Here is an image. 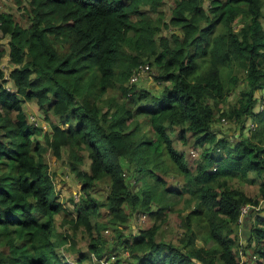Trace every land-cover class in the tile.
Here are the masks:
<instances>
[{
	"label": "trees",
	"instance_id": "16d2710c",
	"mask_svg": "<svg viewBox=\"0 0 264 264\" xmlns=\"http://www.w3.org/2000/svg\"><path fill=\"white\" fill-rule=\"evenodd\" d=\"M163 2L27 0L28 25L0 11V60L8 56L15 88L6 89L0 69V264H68L53 239L59 213L61 244L89 264L111 256L124 264L116 246L125 264H264V0H172L167 19ZM197 58L208 62L202 72ZM234 66L244 86L226 109ZM148 71L159 90L139 85ZM26 101L49 129L28 118ZM217 121L233 122L235 132L220 134ZM175 129L183 144L192 141L193 169L173 144ZM48 150L81 184L67 218ZM171 173L181 187L167 184ZM103 180L106 193L97 194L93 185ZM181 192L194 204L167 240L159 230L168 196ZM101 208L105 219L96 223ZM138 213L154 221L132 232ZM107 228L113 247L101 233Z\"/></svg>",
	"mask_w": 264,
	"mask_h": 264
},
{
	"label": "rangeland",
	"instance_id": "374dc122",
	"mask_svg": "<svg viewBox=\"0 0 264 264\" xmlns=\"http://www.w3.org/2000/svg\"><path fill=\"white\" fill-rule=\"evenodd\" d=\"M163 1L164 2H163V6L161 7V9H162L161 11H162V13H164V19H167L170 17V14H171L170 9H171V5H172V0H163ZM206 3H208V0H205V4H204L205 6H206ZM28 10L29 9L27 7V0H19V2L17 0H0V11L10 13L12 15V17L15 19V21H17L18 23H20L22 25H28L29 24L28 13H27ZM151 15H155V14L151 13ZM237 22L238 23H236L234 25L235 29H238L241 25L239 23V18L237 19ZM166 32H167V30H163L162 33H159V34L164 35ZM2 42H3V39H2ZM2 46H3V44L1 45V47ZM6 57L7 56L5 54L2 55L1 60H0V69H2L1 71L4 75V78L7 79L6 87H10V89L12 91H14L15 88L13 86L12 81L9 79V76H8V71L10 69L11 63L9 62V60H7V61L5 60ZM197 59H198V63H199L198 72H202L206 69L208 62L204 58H197ZM223 69L224 70L221 71V75L224 77L228 74L230 68L226 69V67H225ZM232 71H233L232 74H234L237 77V83L234 86V88L231 90V92H229V94L227 96L226 103L224 104V107L226 109H228L231 105L236 103V101L239 97L238 91L244 86L243 72H242L243 70L237 66H234L232 68ZM150 73H151V71H148L147 76L143 75L142 79L139 82L140 84L139 83L138 84L140 86L144 85L146 87H149L153 91L159 90L162 87L163 83H159L155 80L153 75L156 73V69L153 70L152 76L150 75ZM226 86H228V84H226ZM118 94L119 93L117 92V95ZM23 107L27 113V116L28 115L34 116V120L32 121L34 124L39 122V123L44 124L46 126V128L49 129L48 122L46 119H44V115L39 110V108L37 107V104L35 101H26L24 103ZM50 118H51L50 121H54V122L57 121L52 116H50ZM213 125L219 129L220 134L224 133V134L232 135L236 130V124H234L233 122H228L225 124V123H221V121H219V122L217 121ZM246 133H247V131L244 130V134H246ZM171 135H172V138L174 141L173 144L176 145V148L179 151L182 150L183 152H185L184 157H185L186 161L188 162L189 167L191 169H193V166L195 163V157L197 155L195 153V150L190 149L191 148L190 145L192 143L191 139L188 138L187 142L185 144H183L181 142V140L179 139V133H178V130H176V129L174 130V133ZM192 153L195 154V156H191ZM50 156L51 155L48 152H46L44 154L45 160L47 161V163H49L50 173L53 172V178H54V176H56L54 181H55L56 187L58 188L60 186L59 182L62 181L63 174L67 173V171L64 167L66 165L64 162H61L60 160L57 159L59 167L63 170V172L58 173L57 167L53 164V162L49 161ZM53 156H54V154H53ZM70 175H72V174H70ZM165 177L167 180V184L169 186H172V187H181V185H183V183H184V180L180 175H176V174L171 173L170 175H166ZM59 178H60V180H59ZM243 183H244V188H246V189L251 188V186L248 187V184L246 182H243ZM134 187L136 188V186H134ZM93 188H94V190L97 189V194L106 193V185H105L104 180L96 183V185ZM79 189H80V187H79ZM79 189L68 187L69 193H70V195H72L73 199L76 198V195H77L76 192ZM61 196L64 197L63 202H65L66 201L65 200L66 195L63 193H59L58 197H61ZM94 196H95V194H94ZM185 196H189V194H187L186 192H183V193L181 192L179 197H176V195L175 196H168L170 205L168 206L169 208L166 211L165 219L161 223L160 230H159L160 236L167 239V240H175V237L178 233V225L180 223V219H181L182 215L187 211L186 209L188 207H192L194 204V198H191L190 196H189L190 197L189 202L186 203L184 200V198H186ZM175 197L177 198V200L174 201ZM104 213L105 212H104L103 208H101L99 210V213L97 215H95L92 218V220L95 221L96 223L101 222L102 220L105 219L103 217ZM60 219H61V214L54 215V220H55L57 226L55 228V225L53 223V225H54L53 239L56 241L57 245H59V246H60L61 242H60V239L58 237L57 230L59 232L60 231L63 232V230H64V227L59 223ZM153 221H154L153 217L148 216L147 214L138 213V214H134L131 216V219L129 221V225H130V228L133 232L135 229L137 230V227H147V226L151 225L153 223ZM155 221L158 222L159 220L155 219ZM247 221H249V220H247ZM107 229H108L107 232H106V230L103 229L105 232L103 230H101V233H102V236L107 239L108 243L113 242V244L111 245V247H113V246H115V244H114V240L110 238V235H111L110 229L111 228H107ZM196 231L198 233L196 243L201 244L202 243V241H201L202 231H201L200 227H196ZM239 233H240V242L244 245L246 243V236H247L248 231L245 230V228L242 224L240 226ZM77 245H78V248H77L78 250L86 252V244H85L84 239L78 238ZM115 250H117L116 251L117 261L119 263L124 262V264H125V259L127 256L124 257L121 255L122 247L116 246ZM123 250H124L123 253H125L126 252L125 249H123ZM62 253L65 255L64 258H65V260H67L68 264H89V259H88V261H87V259H85L82 263L77 262L74 249L67 250V245H66V249L64 248ZM242 259H247V258H246V256H242ZM93 261L97 262L96 260H93ZM103 263H105V262L103 261ZM106 264H109V263H106ZM112 264H118V263H116V260H115L112 262Z\"/></svg>",
	"mask_w": 264,
	"mask_h": 264
},
{
	"label": "crops",
	"instance_id": "0c3cea01",
	"mask_svg": "<svg viewBox=\"0 0 264 264\" xmlns=\"http://www.w3.org/2000/svg\"><path fill=\"white\" fill-rule=\"evenodd\" d=\"M37 124H39V122H37ZM41 127H42V129H44V130H47V128H46V126L44 125V124H42V123H40L39 124ZM46 152H48V153H50V160L49 161H51V162H53V164L57 167V172L58 173H61V172H63V170L59 167V165H58V161H57V158L55 157V156H53V154L50 152V150H48V151H46ZM44 159H45V157H44ZM46 161V160H45ZM46 163H47V161H46ZM48 164V169H50V167H49V163H47ZM51 175H52V179H53V181L55 180V178H56V176H54V178H53V172H51ZM59 180H60V178H59ZM99 182V181H98ZM97 182V183H98ZM54 185H55V181H54ZM59 187L57 188L56 187V185H55V190L57 191V195L59 194V193H63V194H65L66 195V201L65 202H63L64 201V197L63 196H61V197H58V199H59V201H60V203H61V205L63 206V208L65 209V216H66V218L67 217H70L69 215H67V213H73L72 211H73V208H74V205H75V199H77L78 197H76V198H74L73 200H70L69 199V197H70V193H69V190H68V187H70V188H77V189H79V187H80V182L75 178V177H73L72 175H70V173L69 172H67V173H64L63 174V178H62V181L61 182H59ZM95 185H93V187H94ZM77 193V192H76ZM73 198V197H72ZM59 214H61V218L63 217V214L62 213H59ZM56 215H58V214H56ZM247 220H249L248 218H246V220H245V223L246 224H249V221H247ZM54 223H55V228H56V222H55V220H54ZM59 223L64 227V225L61 223V219H60V221H59ZM244 226V228H245V230H247V225L245 226V225H243ZM57 230V229H56ZM57 232H59L58 230H57ZM61 232V231H60ZM64 248L66 249V246L65 245H62L61 243H60V246L58 245L57 246V249H58V252L63 256V257H65V255L62 253V251L64 250ZM67 250H69L68 248H67ZM75 254H76V261L77 262H79V263H82L85 259H83L82 261H78L77 260V258H78V254L75 252Z\"/></svg>",
	"mask_w": 264,
	"mask_h": 264
},
{
	"label": "built area",
	"instance_id": "2783aa9c",
	"mask_svg": "<svg viewBox=\"0 0 264 264\" xmlns=\"http://www.w3.org/2000/svg\"><path fill=\"white\" fill-rule=\"evenodd\" d=\"M139 66H141V65H139ZM145 66H146V65H145ZM142 72H143V67H140V70L137 71V72L132 76L133 80L136 79V77H138L139 75H141ZM6 89L12 91V90L10 89V87H7ZM260 107H262V105H260ZM30 119H33V117L31 116ZM221 120H222V122H226V120H225L224 118H222ZM192 154H193V153H192ZM248 206H249V205L247 204V205H244V206H242V207L240 208V219H241V217L243 216V214L245 213V211L247 210ZM240 219H239V221H240ZM111 259H112V262H113L114 259H115V257L113 258V257L111 256ZM105 263H106V262H105ZM105 263L102 262L101 264H105ZM110 264H112V263H110Z\"/></svg>",
	"mask_w": 264,
	"mask_h": 264
},
{
	"label": "clouds",
	"instance_id": "9594fccd",
	"mask_svg": "<svg viewBox=\"0 0 264 264\" xmlns=\"http://www.w3.org/2000/svg\"><path fill=\"white\" fill-rule=\"evenodd\" d=\"M7 59H8V56L5 58V60L7 61ZM31 116L34 117L33 115H28V118L30 119ZM36 125H37V123H36ZM77 195H76V197H77Z\"/></svg>",
	"mask_w": 264,
	"mask_h": 264
}]
</instances>
